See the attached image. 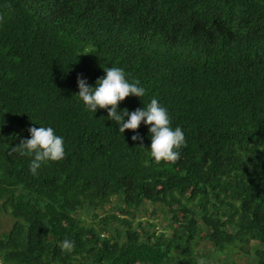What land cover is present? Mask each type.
Masks as SVG:
<instances>
[{"label":"trees","instance_id":"trees-1","mask_svg":"<svg viewBox=\"0 0 264 264\" xmlns=\"http://www.w3.org/2000/svg\"><path fill=\"white\" fill-rule=\"evenodd\" d=\"M0 16V264H199L198 247L205 264H264V0H0ZM104 67L145 89L118 111L168 110L177 162L150 157V125L120 133L87 109L77 76L94 87ZM39 126L65 156L33 175L11 149ZM145 202L163 230L132 224Z\"/></svg>","mask_w":264,"mask_h":264},{"label":"clouds","instance_id":"clouds-1","mask_svg":"<svg viewBox=\"0 0 264 264\" xmlns=\"http://www.w3.org/2000/svg\"><path fill=\"white\" fill-rule=\"evenodd\" d=\"M0 20H3V16H0ZM80 54H88V52ZM103 70L105 75L96 80L94 87L79 75L77 76L79 89L77 95L87 109L92 113L97 108L106 109L107 117L119 126L120 133L126 129L135 132L142 121L144 124L150 125L148 129L151 137L148 147L150 157L154 159L155 163L177 162L180 158L178 150L185 146L186 140L179 126L175 129L171 127L168 110L153 98L143 108H137L131 112L126 108L118 111V104L121 101L130 95L142 98L145 95V89L139 86V80L130 83L122 68L104 67ZM28 131L30 138L22 139L19 144L12 147L11 151L32 157L29 164L31 174L37 175L38 169L43 163L59 161L64 158L63 137L56 135L52 127H31ZM131 139L133 141L143 140L138 133ZM140 145L143 146L142 143ZM145 163L147 164V161ZM60 246L62 251L71 252L74 249V243L69 240L62 241ZM199 264H205V261L201 259Z\"/></svg>","mask_w":264,"mask_h":264},{"label":"rangeland","instance_id":"rangeland-1","mask_svg":"<svg viewBox=\"0 0 264 264\" xmlns=\"http://www.w3.org/2000/svg\"><path fill=\"white\" fill-rule=\"evenodd\" d=\"M119 203L118 198L113 197L111 202L108 204H105L103 208L98 210L99 217L103 216L105 214H118V210L116 209V204ZM147 209V211H145ZM152 210L155 211V215H152ZM121 216H128V215H121ZM132 220V224L134 226H137V224L142 221L143 222V227L144 228H150L148 224L145 222H153L155 224V231L158 232L159 230H163V225L161 223H164L167 221V217H165L163 213V206L160 204H152L150 202H145L143 207L139 208L137 211V215L134 217L128 216ZM87 221L89 222H97L98 218H94L91 214L85 217ZM14 221V218L11 217L10 215L1 212L0 213V234L4 235L6 234L12 223ZM205 248H208L207 245H204ZM252 246H243V247H237L236 250L233 251L232 253V258L235 259L236 261L240 263H245L247 261H250V257L252 255ZM204 249L202 247H198L196 249V252L199 254V256L204 259H207V256H203V251ZM212 250V249H210ZM205 251V250H204ZM203 256V257H202ZM222 257V255L220 256Z\"/></svg>","mask_w":264,"mask_h":264}]
</instances>
